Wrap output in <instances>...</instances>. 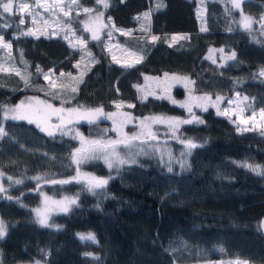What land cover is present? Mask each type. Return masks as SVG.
<instances>
[{"label":"trees","instance_id":"trees-1","mask_svg":"<svg viewBox=\"0 0 264 264\" xmlns=\"http://www.w3.org/2000/svg\"><path fill=\"white\" fill-rule=\"evenodd\" d=\"M197 1L107 0L101 13L113 28L105 26L98 39L83 37L80 16L71 11L72 31L84 41L79 48L70 47L61 33H22L26 20L20 24L18 13L6 25L0 17V39L9 45L3 62L15 67L0 66V104L29 94L55 104L100 108L105 118L121 102L132 117L184 119L188 113L181 106L151 95L141 99L135 89L144 73H174L191 79L193 93L227 97L238 92L253 108H264V75L259 74L264 22L257 23L264 19V0L240 1V11L254 19L247 29L225 0H204L197 19ZM72 3L91 7L95 0ZM106 39L137 51L139 59L131 65L114 62L104 49ZM80 48L89 50L91 60L72 86L76 90L65 95L68 87L61 79L49 84L42 74L73 73ZM233 53L235 59H226ZM172 91L181 95L183 89ZM205 109L198 111L202 123L175 127L169 144L172 153L181 154L169 166L144 155L112 168L97 158L75 162L78 141L70 133L48 135L37 122L0 115V174L3 180L21 178L0 191V218L6 225L0 264H188L232 258L264 264L259 227L264 175L243 167L259 165L264 171V134L237 129L230 118ZM87 118L66 128L89 140L113 137L111 118ZM185 141L197 146L188 149ZM79 171L107 184L89 190ZM41 190L74 195L66 211L49 216L47 227L31 212ZM76 232L92 233L96 242L81 240Z\"/></svg>","mask_w":264,"mask_h":264},{"label":"rangeland","instance_id":"rangeland-1","mask_svg":"<svg viewBox=\"0 0 264 264\" xmlns=\"http://www.w3.org/2000/svg\"><path fill=\"white\" fill-rule=\"evenodd\" d=\"M203 1L198 0L195 7V15L197 19L203 16ZM231 7L238 11L237 20L241 25L242 14L246 15L240 11V8L233 7V0H225ZM241 0H239L240 3ZM8 2V0H4ZM74 0H13L14 5L27 4L29 7L27 9H15L12 13H4L3 8L0 7V17L4 20L6 25L14 13L19 14V22L21 20H26V25L23 26L20 31L26 34H43L49 32L50 34L61 33L65 40L68 42L70 47L79 48L83 41L80 35H75L72 31L71 25V11L74 15H79L78 18L85 32L84 36L88 39H93V33L99 38L103 31H107L105 26L110 29L113 27L109 23H105L103 16L100 17L99 21H95V17L101 13V8L104 7L103 3L99 0H95V3L91 7L80 6L74 7ZM85 9L92 10L91 12H85ZM67 13V15H65ZM90 17L94 22H90ZM264 17V14L261 16ZM264 19H259L257 23H263ZM252 24L250 25V27ZM259 26V25H257ZM243 27V26H242ZM249 27V28H250ZM119 31L118 29H116ZM97 38V39H98ZM7 44L5 41L0 39V66L5 68L15 69L14 66H9L4 64V51H7ZM104 49L110 56V58L120 64V65H131L136 62L140 54L121 43L117 39H106L103 42ZM91 60L89 50L87 48H80L77 58L73 62L75 70L73 73L63 74L62 77L55 75L54 73L47 71L42 74V78L45 82L52 84L57 80H60L61 86L67 88L63 91L65 95H69L73 90L72 86L75 84L80 73L88 66ZM261 70L259 74L261 75ZM263 76V75H262ZM47 77V78H46ZM175 86H179L183 89L181 95L173 93L172 89ZM191 79L187 76L177 75L174 73H161L159 75H149L143 74L142 82L135 85L137 91V96L139 98H145L147 95L161 97L169 102L173 103L175 101L178 106L181 104L185 105L182 107L185 112L188 113L187 117L184 119L177 118L176 116H164L160 114L143 115L140 117H132L127 113L121 106V102H118L115 108L112 110L111 114V126L113 129V137L106 141H100L99 139H86L80 135L71 126L73 123L77 122L79 118H84L88 116L89 121H99L106 119L103 111L99 114H92L90 110L81 105H63L61 103L55 104L46 100L45 98H37L35 96L24 94L14 103L2 102L0 104V115L5 118V113H9V118L11 115V110L16 109L17 106L20 107V111L25 113H33L37 109H42L45 105L50 104L54 108L62 109L60 115L62 117H68L74 122L69 126H62L59 124L60 120L56 115L52 117L47 123L43 120L38 121L40 126L47 129L46 132L51 131L53 133H70L74 135L78 141V146L76 147L77 160L83 155V152H77L78 149H87L90 146V142L100 141L107 142L109 140L122 141L118 144L117 152L120 158L126 160L127 162L136 161L139 157L144 155L153 156L158 159L163 164L169 166L171 160H175L181 153H172L171 146L169 144V139L174 137V129L179 125L181 121H199L200 116L198 111L205 109L206 107H212L217 114L224 115L235 124L237 129H256L261 134H264V108H253L250 105L248 98L241 93L234 92L231 96L224 97L222 95H210L208 93H193L191 91ZM217 97L220 99L218 100ZM203 98V99H202ZM210 98V99H207ZM42 102V103H41ZM189 108L191 111H189ZM98 109V108H95ZM100 109V108H99ZM75 110V111H67ZM92 110H94L92 108ZM152 117H164L167 118L165 121H154ZM195 117V118H194ZM149 118V119H145ZM27 120V119H24ZM59 126V130L57 128ZM74 127V126H73ZM136 137V139H130ZM91 155V154H89ZM96 156L100 161L107 165L104 161L103 156L97 153ZM90 159V158H89ZM87 160V159H85ZM80 160L79 162L85 161ZM120 163L114 161V166ZM257 166V165H256ZM262 170V169H261ZM79 178L82 182H85V186H88L87 176L91 175L89 173L79 171ZM92 176V175H91ZM21 178H11L6 177L5 180L2 179L0 174V191L6 189L9 185L20 181ZM74 200V195L72 194H62L54 195L41 190L39 192V199L36 206L31 208V212L34 221L38 223L37 212L49 218L50 215L66 211ZM0 221L3 222L6 229V225L2 218ZM39 224V223H38ZM89 232H76L75 235L79 238L78 234H88ZM188 264H255L250 263L241 259H213L206 261L190 262Z\"/></svg>","mask_w":264,"mask_h":264},{"label":"snow or ice","instance_id":"snow-or-ice-1","mask_svg":"<svg viewBox=\"0 0 264 264\" xmlns=\"http://www.w3.org/2000/svg\"><path fill=\"white\" fill-rule=\"evenodd\" d=\"M99 2L103 3V6L105 8L108 7V3L107 0H99ZM0 7L3 8V12L4 13H12L14 11V8L19 10V9H27L29 7V5L27 4H23V5H14L13 0H8V2H4V0H0ZM233 7L235 8H240L241 5L239 3V0H233ZM85 12H91L92 10L90 9H85ZM65 15H67V13H65ZM147 15V14H146ZM102 16V14H98L95 17V21H99L100 17ZM90 22H94L92 20V18L90 17ZM21 23H23V20H21ZM253 23V21L251 20L250 17H246L243 16L242 14V20H241V25L244 28H249L250 25ZM262 27H264V24H262ZM203 30V29H202ZM98 37L96 36L95 33H93V39H97ZM157 39V37L153 36L152 40L155 41ZM175 39V38H174ZM81 44L84 43V41H80ZM5 47H9V45L5 44ZM211 51V50H210ZM223 51V50H221ZM226 59L231 60V59H235V53H233L231 56L226 57ZM39 70V69H38ZM261 75H264V71L261 72ZM47 78V77H46ZM27 83V81H26ZM76 89L73 88V91H75ZM203 99V98H202ZM210 99V98H207ZM217 99L219 100L220 98L217 97ZM42 103V102H41ZM173 103H176L175 101H173ZM181 107H184L185 105L181 104ZM21 106H17L16 109L11 110V115L10 118L11 119H27L29 123H33V122H37V126L40 127V124L38 121L43 120L44 122H48L52 119V117L54 115H56L59 119L63 120V117L60 115V113H62V109H57L54 108L52 105L47 104L45 105L44 108L42 109H37L35 112L33 113H25L20 111ZM206 110V109H205ZM67 111H75V110H67ZM103 110L102 109H94V110H90V113L92 114H99L101 113ZM189 111H191V109L189 108ZM112 114H109L108 118H111ZM5 118H9V113H5ZM195 118V117H194ZM145 119H149V118H145ZM154 121H165L167 118L164 117H152L151 118ZM191 121H181L178 123H190ZM200 123H202L203 121H199ZM58 130H59V126H57ZM47 129L41 127V131H46ZM3 129H0V132H2ZM48 135H53V132L48 131ZM130 139H136V137H132ZM122 143V141H116V140H109L107 142H100V141H95V142H90V146L87 149H78L77 152H83L84 154L80 156L79 160H77L76 158V154H73V160L77 163H79L80 160H85V159H89V158H98L96 156L97 153H100L103 158L105 163L107 164V166L109 168H112L114 166V161L118 162L120 164H123L125 162H127L126 160L120 158L118 152H117V145ZM185 146L188 149L194 148L197 145L194 144L191 141H185ZM91 154V155H89ZM131 162L135 163V160L133 159ZM243 167H247L249 168L250 171L257 173L258 175H264V171L261 170V167L259 165L257 166H251L248 164L243 165ZM171 170V169H169ZM88 179V186H89V190H92L94 188H101L103 187L105 184H107V180L103 179V178H99L96 176H91L88 175L87 176ZM68 181H60V183H67ZM16 183H20V181H16ZM74 202V201H73ZM37 217H38V223L42 226H49L48 223V219L46 216L41 215L40 212H37ZM261 226H264V221H262ZM5 227L2 221H0V238H2L5 234ZM79 238L81 240H90L93 243L96 242V237L94 234L92 233H88V234H78ZM85 255H91V253H86ZM37 264H39V262H37Z\"/></svg>","mask_w":264,"mask_h":264},{"label":"water","instance_id":"water-1","mask_svg":"<svg viewBox=\"0 0 264 264\" xmlns=\"http://www.w3.org/2000/svg\"><path fill=\"white\" fill-rule=\"evenodd\" d=\"M72 121L73 120L68 117H63V120H60L59 124L62 126H68L72 123ZM262 221H264V219L260 220L259 227H260L261 232L264 234V226H261Z\"/></svg>","mask_w":264,"mask_h":264},{"label":"crops","instance_id":"crops-1","mask_svg":"<svg viewBox=\"0 0 264 264\" xmlns=\"http://www.w3.org/2000/svg\"><path fill=\"white\" fill-rule=\"evenodd\" d=\"M244 16H246V17H250V16H247V15H244ZM241 18H242V17H241ZM250 18H251V17H250ZM251 20L254 21L253 18H251ZM238 24L240 25L239 21H238Z\"/></svg>","mask_w":264,"mask_h":264}]
</instances>
